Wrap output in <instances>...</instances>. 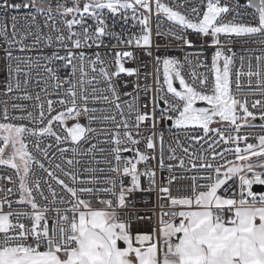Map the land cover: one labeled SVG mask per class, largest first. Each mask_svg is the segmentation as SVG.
I'll list each match as a JSON object with an SVG mask.
<instances>
[{"label":"snow or ice","instance_id":"snow-or-ice-1","mask_svg":"<svg viewBox=\"0 0 264 264\" xmlns=\"http://www.w3.org/2000/svg\"><path fill=\"white\" fill-rule=\"evenodd\" d=\"M245 8L0 0V264H264V135L242 133L264 120V55L233 48L264 53V0ZM192 33L153 85L126 66Z\"/></svg>","mask_w":264,"mask_h":264},{"label":"built area","instance_id":"built-area-1","mask_svg":"<svg viewBox=\"0 0 264 264\" xmlns=\"http://www.w3.org/2000/svg\"><path fill=\"white\" fill-rule=\"evenodd\" d=\"M222 3H227L229 5H231L234 9H236L237 11H240L241 13H243V17H237V21L238 22H248L251 20V17L249 15V12L251 10H248L245 8V5L247 4L246 3H243L239 0H221ZM201 3V0H191V5H199ZM237 3H239V8H237ZM190 7V6H189ZM232 16L229 15L226 17V20L228 19H231ZM2 22V21H0ZM43 17H40V19L38 20V24L43 27ZM51 23V22H50ZM56 23L59 25V21H56ZM91 23V21H90ZM26 25L24 24V21L23 19L21 18V28L23 30V27H25ZM168 27H170V25L165 22L163 25H162V28H161V31H164L166 30ZM117 32L120 31V25L117 24L116 26V29H115ZM173 30H176L174 27H173ZM44 33L46 34H54V33H49V29L47 28H44L43 29ZM190 40L193 41V45L194 47L189 49L187 47H182V42L181 41H178V40H174V39H171L170 37H165V38H157V37H153V41H154V44H159L160 45V48L157 52V50L154 48L153 49V57H150V56H147L144 54L143 51L137 49L136 52H137V56H138V59L135 63L129 61L126 66L127 67H138L141 71V73H148V76L145 78L143 75L141 76V79H140V83L141 85H143L144 83H147L148 85H153V79H154V76L156 74V65H155V62H154V56L156 54H166L170 57H176V58H179L181 60H183L184 56L189 54V53H196L198 51H200V45L202 43V39L199 38L196 34L192 33L189 35L188 37ZM171 41V42H169ZM29 43H31V41H28ZM259 45H256V44H252V43H248V44H235L233 45V48L234 50L237 52L238 55H245V56H254V55H264V53H259V52H253V51H243L242 49H255V48H258ZM51 51V49H47V48H43V49H39L37 52H33V53H15L16 55H21V56H32L33 58H36V56L38 55H41V54H47ZM89 51V54H91V52L93 50H88ZM101 52H104V51H107L106 49H100ZM210 51V50H209ZM143 65H146L143 66ZM195 65H196V61L195 59H193V64H192V68H195ZM192 68L188 67L187 65L185 66V69H184V72L185 74H187L188 72H190L192 70ZM196 71L198 72H202V71H206V69H201V68H196L195 69ZM7 75V72H6V68H5V65H4V60H3V49L0 48V85L3 84L4 80H5V77ZM161 75H162V69H161ZM126 80H131L133 83H130L128 85V91H132L133 89V84L135 83V77H125ZM247 99L249 100V106H250V103H251V100L254 99V97L252 96H248ZM11 111V109H10ZM252 111L256 112L257 113V119H259V112H260V109H252ZM262 121V124H264V120H261ZM262 124H254V127L252 128H248V129H244L242 130V133L243 134H246L250 137V140L249 142H256L254 140V138L256 136H259V135H264V130L261 129V125ZM168 137L166 136V139ZM243 146V145H241ZM55 163H60L61 161L59 159L55 160L54 161ZM3 175H13V172L11 169H7L3 166H0V176H3ZM7 182L4 181V180H0V186H3L5 185ZM264 187V186H263ZM138 197L139 196H147L149 194H137ZM153 199H154V196H153Z\"/></svg>","mask_w":264,"mask_h":264},{"label":"water","instance_id":"water-1","mask_svg":"<svg viewBox=\"0 0 264 264\" xmlns=\"http://www.w3.org/2000/svg\"><path fill=\"white\" fill-rule=\"evenodd\" d=\"M239 1H241L243 3L248 2V0H239ZM177 87H178V85H177ZM197 106H204V107H206L207 105H204L203 103H198ZM253 124H262V121L260 119H257L256 121H253ZM254 188H256L258 190H264V187L263 186H254Z\"/></svg>","mask_w":264,"mask_h":264}]
</instances>
